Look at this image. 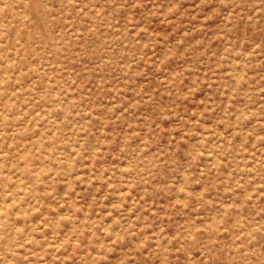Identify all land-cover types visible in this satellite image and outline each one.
I'll list each match as a JSON object with an SVG mask.
<instances>
[{
  "label": "rangeland",
  "instance_id": "1",
  "mask_svg": "<svg viewBox=\"0 0 264 264\" xmlns=\"http://www.w3.org/2000/svg\"><path fill=\"white\" fill-rule=\"evenodd\" d=\"M0 264H264V0H0Z\"/></svg>",
  "mask_w": 264,
  "mask_h": 264
},
{
  "label": "bare ground",
  "instance_id": "2",
  "mask_svg": "<svg viewBox=\"0 0 264 264\" xmlns=\"http://www.w3.org/2000/svg\"><path fill=\"white\" fill-rule=\"evenodd\" d=\"M237 76V75H236Z\"/></svg>",
  "mask_w": 264,
  "mask_h": 264
}]
</instances>
